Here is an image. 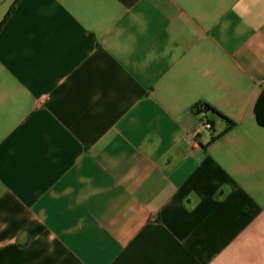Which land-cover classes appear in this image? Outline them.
I'll use <instances>...</instances> for the list:
<instances>
[{"label":"crops","instance_id":"1","mask_svg":"<svg viewBox=\"0 0 264 264\" xmlns=\"http://www.w3.org/2000/svg\"><path fill=\"white\" fill-rule=\"evenodd\" d=\"M4 17L0 264H264V0Z\"/></svg>","mask_w":264,"mask_h":264},{"label":"trees","instance_id":"2","mask_svg":"<svg viewBox=\"0 0 264 264\" xmlns=\"http://www.w3.org/2000/svg\"><path fill=\"white\" fill-rule=\"evenodd\" d=\"M4 20H5V17L0 22V26L2 25ZM209 108H211V107H209ZM211 109H213V108H211ZM254 110H255V115H256L257 121L261 124H264V90H262L260 92L259 96L257 97ZM227 120H229V119H227ZM229 122L232 123V121H230V120H229Z\"/></svg>","mask_w":264,"mask_h":264},{"label":"built area","instance_id":"3","mask_svg":"<svg viewBox=\"0 0 264 264\" xmlns=\"http://www.w3.org/2000/svg\"><path fill=\"white\" fill-rule=\"evenodd\" d=\"M201 125H202V127H204V128H208V129L211 128V123H210V121H209L207 118H205V117L202 118Z\"/></svg>","mask_w":264,"mask_h":264}]
</instances>
